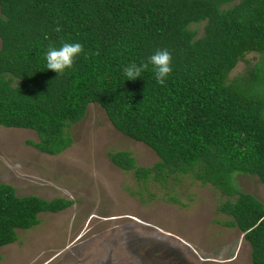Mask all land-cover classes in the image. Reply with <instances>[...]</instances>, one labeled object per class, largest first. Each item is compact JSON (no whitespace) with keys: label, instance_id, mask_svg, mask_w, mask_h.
<instances>
[{"label":"trees","instance_id":"1","mask_svg":"<svg viewBox=\"0 0 264 264\" xmlns=\"http://www.w3.org/2000/svg\"><path fill=\"white\" fill-rule=\"evenodd\" d=\"M62 42L84 51L57 76L44 57ZM157 49L172 56L164 84L151 66L125 80V67L147 63ZM248 51L262 61L228 79ZM89 102L156 155L142 166L124 150L108 151L114 165L161 186L183 176L209 184L224 196L217 210L230 219L222 224L249 246L248 264H264V204L233 180L254 175L264 187V0H0V126L32 130L36 140L24 142L55 154ZM70 202L17 195L0 182V246L15 228L36 224L37 212Z\"/></svg>","mask_w":264,"mask_h":264},{"label":"rangeland","instance_id":"2","mask_svg":"<svg viewBox=\"0 0 264 264\" xmlns=\"http://www.w3.org/2000/svg\"><path fill=\"white\" fill-rule=\"evenodd\" d=\"M258 61L259 53L245 52L227 78ZM65 132L68 145L46 154L24 142L36 140L32 130L0 126V182L17 195L71 199L58 211L37 212L36 224L15 228V239L0 246V264H248L249 246L236 227L222 224L230 216L217 210L224 196L212 186L188 176L177 185L137 181L131 169L114 165L108 151L124 150L142 166L156 155L116 131L95 102ZM233 180L264 204L256 176Z\"/></svg>","mask_w":264,"mask_h":264},{"label":"clouds","instance_id":"3","mask_svg":"<svg viewBox=\"0 0 264 264\" xmlns=\"http://www.w3.org/2000/svg\"><path fill=\"white\" fill-rule=\"evenodd\" d=\"M57 32L60 31L58 27ZM83 45L80 43L62 42L58 47L49 46L45 53L46 69L57 73V76L71 69L75 59L83 53ZM172 56L167 49H157L145 64L135 63L123 69L125 80H135L141 77L143 71L151 66L157 83L164 84L172 72Z\"/></svg>","mask_w":264,"mask_h":264}]
</instances>
